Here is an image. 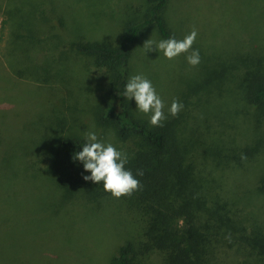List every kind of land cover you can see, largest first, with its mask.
Here are the masks:
<instances>
[{
	"label": "rangeland",
	"instance_id": "374dc122",
	"mask_svg": "<svg viewBox=\"0 0 264 264\" xmlns=\"http://www.w3.org/2000/svg\"><path fill=\"white\" fill-rule=\"evenodd\" d=\"M45 1L32 4L30 0H11V12L6 13L10 25L19 24L18 16L34 11V6L36 12L29 15V20H39L40 15L48 14L46 25L33 22L28 33L21 32L29 42L28 52L18 45L8 48L17 32L5 28L6 15L0 11V234L6 233L8 241L0 243V261L27 264L32 258L45 259V255H51L25 240L31 228L44 224L29 216L28 204L34 206L36 202L28 200L25 187L40 202L45 200L46 210L41 214L59 215V264H65V260L108 264L125 232L138 235L137 222L124 214L118 224L111 215L112 205H104L102 212L110 216L109 223L97 222L92 226L93 219L88 220L87 215L93 212L80 196L50 188L43 139L54 133L52 128L64 126V133L86 135L94 131L98 138L122 150L112 131L97 126L91 114L93 94H99L104 86V70L95 68L89 58L76 54L70 43L82 40L113 45L124 24L143 18L148 4L146 0ZM18 2L21 10L15 12ZM52 6L59 10L49 11ZM162 14L167 28L178 40L193 28L197 30L192 47L199 50L200 63L193 67L185 55L168 60L158 50L146 53L145 41L165 39L156 27L148 26L134 44L129 78L143 74L152 81L165 103L167 117H172L168 107L174 99L184 105L179 117L187 126L196 163L204 168L203 173L211 174L216 189L233 204L236 212L240 208L249 222L264 226V194L258 190V181L264 176V106H239L223 96L199 98L187 94L185 89L194 87L205 68L217 59H230L254 47L264 52V0H168ZM10 50L12 55L8 53ZM16 68L20 71L17 76ZM50 86L55 89L49 90ZM129 102L138 111L134 98ZM256 139L262 140L261 148L245 157L242 164L223 157L239 146H251ZM14 175L17 180H13ZM16 208L18 214H14ZM141 262L161 264L156 255L150 259L135 258V264Z\"/></svg>",
	"mask_w": 264,
	"mask_h": 264
},
{
	"label": "trees",
	"instance_id": "16d2710c",
	"mask_svg": "<svg viewBox=\"0 0 264 264\" xmlns=\"http://www.w3.org/2000/svg\"><path fill=\"white\" fill-rule=\"evenodd\" d=\"M35 1L30 0V3ZM167 1L146 0L148 6L143 18L124 24L113 45L82 40L70 43L76 54L89 58L95 68L104 70V86L99 94H93L91 114L97 126L110 129L122 144L121 151L128 155L126 168L140 181L141 190L130 197L117 199L106 192L102 184L84 180L83 176L90 175V172L84 170L82 162L74 159V154L82 150L85 135L64 133V126L57 128L56 125V129L52 128L54 133L43 139V152L48 159L47 169L51 176L50 188L61 189L70 196H80L84 205L93 212L91 216L87 215L88 220L93 219L92 226L97 222L109 223L110 216L102 212L104 205H112L114 212L111 215L118 224L124 214L137 222L138 235L125 232L123 242L108 264H135L136 257L150 259L155 255L161 264H229L232 261L264 264V226L249 222L240 208L236 212L233 204L216 189L211 174L203 173L204 168L195 161L196 153L188 138L187 126L179 114L167 117L162 127L152 126L150 117L133 110L124 97L130 59L140 32L145 27L154 26L165 39L173 37L162 14ZM10 3L11 0H0V11L6 15L5 28L9 27V32H17L14 41L7 40L13 42L8 48L18 45L22 51L28 52L29 42L24 40L23 34L28 33L30 23L46 25L48 14L43 13L39 20H29V15L36 12L34 6V11L18 16L19 24L13 22L10 25L7 21ZM56 9L59 10L52 6L48 10L55 13ZM13 10L20 12L19 2ZM8 53L12 55L11 50ZM14 72L16 76L20 73L18 68ZM52 89L55 86H50L49 90ZM185 89L187 94L199 98L203 95L223 96L239 106L261 108L264 106V52L254 47L230 59H217L205 68L194 87ZM261 145L262 140L256 139L251 146H239L238 150L223 157L242 164L245 157L257 153ZM138 170H142L143 175H137ZM13 180H17V175ZM24 189L28 200L36 202L34 206L28 204L29 216L44 223L31 228L33 230L29 236L25 235V240L39 246L45 254L51 253L45 255V259L32 258L27 264H59V215L45 217L41 214L46 210L45 200L40 202L35 194V197L31 195L30 188ZM258 190L264 194V176L258 181ZM18 212L19 208H16L14 214ZM7 242L6 233L2 232L0 243ZM62 257L65 260L63 254ZM0 264L9 263L0 261ZM65 264L76 263L65 260Z\"/></svg>",
	"mask_w": 264,
	"mask_h": 264
},
{
	"label": "clouds",
	"instance_id": "9594fccd",
	"mask_svg": "<svg viewBox=\"0 0 264 264\" xmlns=\"http://www.w3.org/2000/svg\"><path fill=\"white\" fill-rule=\"evenodd\" d=\"M198 32L195 28L183 39L174 37L153 41L148 39L143 47L145 52L159 51L168 60H174L178 56L185 55L189 65L195 67L200 63L198 49H193ZM124 97L128 100L134 98L136 108L139 112L150 116L152 126H163L167 119L165 114V103L157 93L152 81L143 74L132 75L125 85ZM184 105L173 100L168 107L171 116H177ZM85 143L82 150L74 154V159L82 162L83 168L90 175L83 176L86 181L102 184L106 192L114 198L131 196L134 192L141 190L140 181L126 168L128 164L127 153L117 149L111 142H106L98 138L96 132L89 131L85 135ZM137 175H143L142 170H138Z\"/></svg>",
	"mask_w": 264,
	"mask_h": 264
}]
</instances>
